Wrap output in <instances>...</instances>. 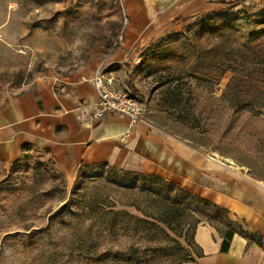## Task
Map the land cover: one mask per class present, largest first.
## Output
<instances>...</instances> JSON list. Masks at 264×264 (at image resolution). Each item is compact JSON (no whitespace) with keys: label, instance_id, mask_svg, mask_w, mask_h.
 Wrapping results in <instances>:
<instances>
[{"label":"rangeland","instance_id":"obj_1","mask_svg":"<svg viewBox=\"0 0 264 264\" xmlns=\"http://www.w3.org/2000/svg\"><path fill=\"white\" fill-rule=\"evenodd\" d=\"M209 1L214 11L229 15L264 9V0ZM124 23L120 0H0V97L45 76L68 74L89 60L92 48L119 43ZM141 60H131L130 75L145 120L264 185V95L248 88L244 101L252 114H233L222 95L231 71L214 81L190 77L170 64L154 70ZM147 194L175 197L192 213L185 219L190 224L205 218L198 210L206 205L192 193L154 176L97 164L82 167L67 182L51 163L32 155L11 164L0 161V264H76L81 244L72 237V225L95 222L98 227L103 220L98 213L109 209L146 218L153 212ZM81 209L86 219L75 215ZM206 213L215 212L208 208ZM185 231L166 230V240H177L193 255L196 249L185 241Z\"/></svg>","mask_w":264,"mask_h":264},{"label":"crops","instance_id":"obj_2","mask_svg":"<svg viewBox=\"0 0 264 264\" xmlns=\"http://www.w3.org/2000/svg\"><path fill=\"white\" fill-rule=\"evenodd\" d=\"M120 1L125 23L119 43L99 44L86 63L68 74L45 76L0 97V161L11 164L32 155L51 163L67 182L82 167L97 164L157 175L225 207L246 231L264 240V185L248 181L214 155L147 120L130 126L123 115L94 116L98 95L82 77L103 65L114 85L125 89L131 60H140L156 40L186 31L206 10H215L209 0ZM194 240L203 256L182 264H264V246L239 233L232 236L227 252H220L222 236L208 223L197 225Z\"/></svg>","mask_w":264,"mask_h":264},{"label":"trees","instance_id":"obj_3","mask_svg":"<svg viewBox=\"0 0 264 264\" xmlns=\"http://www.w3.org/2000/svg\"><path fill=\"white\" fill-rule=\"evenodd\" d=\"M220 2L227 3L224 0ZM211 38L213 41L208 43ZM141 58V65H154L156 70L170 64L184 70L193 78L206 77L218 81L226 71H231L232 75L222 93L223 100L227 107L233 108V114L242 111L252 114L244 101L245 98H249L247 89L253 87L258 92L257 95H264V81L258 79L260 74L264 76V9L251 15L246 10L241 11L240 15L212 11L202 16L196 23L190 24L186 31L159 39ZM125 87L129 95L137 97L129 77ZM147 176L164 180L153 174ZM192 196L196 202L206 205L203 211L198 210L205 218H196L193 224L185 221L192 213L188 212L184 205L176 202L175 197L171 199L168 196L147 194L145 199L150 202L153 212L144 214L146 218L109 209L98 213L99 217L103 218L98 227L95 222L89 223L85 228L78 223L72 225V237L75 240L79 239L78 242L81 244L79 245L81 253H78L74 262L76 264L194 262L203 256L202 249L194 240L195 229L199 223H208L221 234L220 252L228 251L234 233L264 246V240L260 235L246 231L242 222L230 216L228 209L205 198L193 194ZM208 208L217 215L215 213L208 215L206 213ZM75 215L86 219L87 211L81 209L76 211ZM215 220L222 225L220 228ZM179 227L180 231L186 230L185 241L195 247L196 252L193 255L191 250L185 249L177 240L171 239V242H176L175 244H169L171 242L166 240V230L173 232ZM105 236H108L109 241L105 240ZM111 243L113 245H110Z\"/></svg>","mask_w":264,"mask_h":264},{"label":"built area","instance_id":"obj_4","mask_svg":"<svg viewBox=\"0 0 264 264\" xmlns=\"http://www.w3.org/2000/svg\"><path fill=\"white\" fill-rule=\"evenodd\" d=\"M94 86L98 100L94 116L102 118L105 114L123 115L128 118L130 126L145 123L144 107L135 97L114 85L115 78L101 65L88 77H82Z\"/></svg>","mask_w":264,"mask_h":264}]
</instances>
